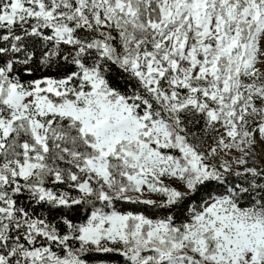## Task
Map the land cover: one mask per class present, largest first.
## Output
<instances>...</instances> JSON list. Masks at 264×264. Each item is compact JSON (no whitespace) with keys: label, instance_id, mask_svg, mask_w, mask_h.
Wrapping results in <instances>:
<instances>
[{"label":"snow or ice","instance_id":"6c2138e0","mask_svg":"<svg viewBox=\"0 0 264 264\" xmlns=\"http://www.w3.org/2000/svg\"><path fill=\"white\" fill-rule=\"evenodd\" d=\"M0 264H264V0H0Z\"/></svg>","mask_w":264,"mask_h":264}]
</instances>
